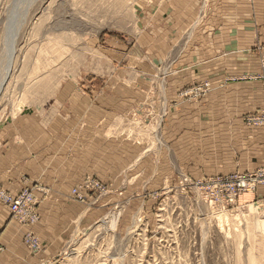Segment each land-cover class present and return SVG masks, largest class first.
Wrapping results in <instances>:
<instances>
[{
	"label": "rangeland",
	"instance_id": "374dc122",
	"mask_svg": "<svg viewBox=\"0 0 264 264\" xmlns=\"http://www.w3.org/2000/svg\"><path fill=\"white\" fill-rule=\"evenodd\" d=\"M237 11L236 0H0V81L11 61L0 120L24 108L44 111L69 86L92 100L123 102L95 121L103 142L117 141L109 159L121 162L69 185L86 220L55 258L38 264H264V188L250 182L249 191H230L258 168L221 167L227 146L208 106L226 82L264 86L260 25L253 12V23H242ZM238 32H252V43L227 47L223 35ZM243 52L261 72L224 71ZM242 119L264 127V106ZM19 193L27 194L24 217L9 212L7 224L42 221L32 188ZM28 235L38 243L33 250ZM22 242L40 253L32 231Z\"/></svg>",
	"mask_w": 264,
	"mask_h": 264
},
{
	"label": "crops",
	"instance_id": "0c3cea01",
	"mask_svg": "<svg viewBox=\"0 0 264 264\" xmlns=\"http://www.w3.org/2000/svg\"><path fill=\"white\" fill-rule=\"evenodd\" d=\"M236 6L238 14L246 15L243 22L240 20L246 25L253 23V12L260 25L257 38L264 43V0H252L251 6L246 0H236ZM223 40L227 47L241 49L246 42L252 43L253 33H232L231 37L226 33ZM246 58L244 52L238 53L239 60L228 64L224 71L237 76L262 71L257 65H246ZM208 101L209 110L219 115L222 144L227 146L222 150L221 155L227 156L221 159V167L246 172L264 166V127H248L242 119L246 112L264 106L261 81L226 82L219 92L211 93ZM54 102L44 111L24 108L0 120V187L12 194L32 188L43 215V220L33 226L7 224L9 209L0 203V264L48 263L55 258L69 233L86 220L83 206L67 196L69 185L86 171L97 170L101 174L104 167L112 173L120 161L119 156L115 164L109 159L108 151L117 141L103 142L95 121L107 109L117 111L122 101L114 103L110 96L92 100L69 86ZM38 184L49 193L38 192ZM27 231L39 236V254H31L22 242Z\"/></svg>",
	"mask_w": 264,
	"mask_h": 264
},
{
	"label": "built area",
	"instance_id": "2783aa9c",
	"mask_svg": "<svg viewBox=\"0 0 264 264\" xmlns=\"http://www.w3.org/2000/svg\"><path fill=\"white\" fill-rule=\"evenodd\" d=\"M257 178V179H256ZM226 180V179H225ZM255 182L264 188V166L258 168L254 179L245 180V178L240 177L236 182L230 184V191L232 195H236L239 191H249L253 188ZM26 193L12 194L7 190L0 188V202L6 205L9 209V212L16 216V218H22L25 214L24 204ZM264 209V205H263ZM20 215V217H19ZM34 237V236H33ZM28 235L25 239V243L30 247V250L36 248L38 243L35 238ZM2 251V246L0 245V252Z\"/></svg>",
	"mask_w": 264,
	"mask_h": 264
},
{
	"label": "bare ground",
	"instance_id": "6f19581e",
	"mask_svg": "<svg viewBox=\"0 0 264 264\" xmlns=\"http://www.w3.org/2000/svg\"><path fill=\"white\" fill-rule=\"evenodd\" d=\"M11 69V61L9 60V62H7V65H6V73H5V75H4V78L6 77V75L8 74V71ZM3 78V79H4ZM3 79H2V81H0V85H1V83L3 82ZM2 87V86H1ZM263 211H264V209H263Z\"/></svg>",
	"mask_w": 264,
	"mask_h": 264
}]
</instances>
